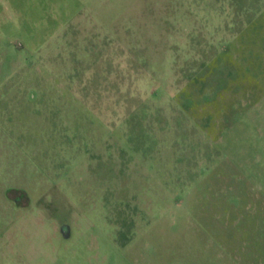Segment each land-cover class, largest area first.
<instances>
[{
  "label": "rangeland",
  "instance_id": "rangeland-1",
  "mask_svg": "<svg viewBox=\"0 0 264 264\" xmlns=\"http://www.w3.org/2000/svg\"><path fill=\"white\" fill-rule=\"evenodd\" d=\"M0 264H264V0H0Z\"/></svg>",
  "mask_w": 264,
  "mask_h": 264
},
{
  "label": "trees",
  "instance_id": "trees-1",
  "mask_svg": "<svg viewBox=\"0 0 264 264\" xmlns=\"http://www.w3.org/2000/svg\"><path fill=\"white\" fill-rule=\"evenodd\" d=\"M228 81H229V80H228ZM230 82H231V81H230ZM230 82H226V84L222 85V87L230 85V84H229ZM228 87H229V86H228Z\"/></svg>",
  "mask_w": 264,
  "mask_h": 264
}]
</instances>
